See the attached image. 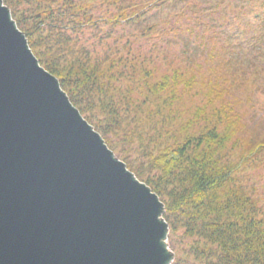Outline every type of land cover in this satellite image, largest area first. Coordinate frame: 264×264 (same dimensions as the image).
Here are the masks:
<instances>
[{
  "label": "water",
  "instance_id": "water-1",
  "mask_svg": "<svg viewBox=\"0 0 264 264\" xmlns=\"http://www.w3.org/2000/svg\"><path fill=\"white\" fill-rule=\"evenodd\" d=\"M165 212L0 0V264H172Z\"/></svg>",
  "mask_w": 264,
  "mask_h": 264
},
{
  "label": "rangeland",
  "instance_id": "rangeland-1",
  "mask_svg": "<svg viewBox=\"0 0 264 264\" xmlns=\"http://www.w3.org/2000/svg\"><path fill=\"white\" fill-rule=\"evenodd\" d=\"M76 1L81 4V0ZM85 1L91 3L89 12L99 20L109 19L119 8L127 9L128 16L135 10L140 11V19L116 29L100 24L98 29L84 27L80 32H68L71 41L63 49V55L69 61H87L89 55L91 64L100 65L105 72V77L100 79L102 91L95 93L94 109L83 117L88 116L105 127L113 119L112 113L118 112L121 115L118 119H129L130 124L124 125L125 129L139 130L134 142L128 146L129 155L124 154L127 147L122 143V132L117 137L105 136L111 141V150L118 159L126 158L134 166L142 164L147 167L148 151L157 154L166 144L183 143L189 136L197 137L209 129L215 128L223 136L229 123L227 118L217 116L222 104L229 106L234 116L242 118L244 127L230 136L225 148L216 151L214 159H219L221 164H241L242 154L250 150L248 144L264 141V66L258 67V72L254 70L253 65L258 64L260 56L258 52L254 55L252 44L258 41H249L250 37L245 38L242 34L246 24L251 22L257 28L263 21H256L252 15L235 17L239 12L236 0H221L220 11L211 7L218 0ZM27 8L23 6L21 10ZM233 17L229 26L228 20ZM207 23L213 24L214 28L208 31L205 28ZM152 25H156L155 29L148 32ZM131 34L136 36V40L130 42L131 48L127 50ZM188 41L195 43L191 42L188 47ZM206 44V55L210 51L220 55L209 63L203 60L205 53L202 54ZM224 58L232 60V65H238L237 61L243 59L241 66L247 74L235 72L228 78H207L210 66H219V59ZM198 63L202 65L201 70ZM179 68L184 73L185 83L181 80V85L175 89L173 78H170L168 87L157 88L158 82ZM192 79L197 83L186 88ZM210 81H216L221 88H228L230 94L209 104ZM202 106L206 107L204 113L196 117ZM152 173L159 174L156 171ZM233 178V185L248 190L257 199L261 198V214L264 211V154L249 163L243 162ZM193 244L194 239L185 236L184 228L178 231L173 242L170 236L168 238L170 251L174 257L180 256L184 260L182 264H204L199 263L201 259L197 260Z\"/></svg>",
  "mask_w": 264,
  "mask_h": 264
},
{
  "label": "trees",
  "instance_id": "trees-1",
  "mask_svg": "<svg viewBox=\"0 0 264 264\" xmlns=\"http://www.w3.org/2000/svg\"><path fill=\"white\" fill-rule=\"evenodd\" d=\"M4 3L11 10L19 29L26 35L41 66L59 79L62 89L83 116L92 111L96 100L95 93L102 91L100 79L105 77V72L100 65L91 64L89 55L85 57L87 61L83 62H75L78 59L69 61L63 55L64 47L71 41L68 32H80L84 27L98 29L100 24L116 29L123 24H130L137 18L140 19V11L135 10L133 15L128 16L127 9L119 8L109 19L99 20L89 12L92 10L88 9L91 3L85 0H81V4L76 0H4ZM236 3L239 12L235 17L252 15L256 21H263L257 28L250 22L243 26L245 28L242 30L245 38L250 37L249 41H258L252 44L254 55L258 52L260 56L258 64H252L258 72V67L264 66V59H261L264 58V0H236ZM221 4V0H218L211 7L220 11ZM23 6H28L27 10H21ZM233 20L234 17L228 20L229 26ZM155 27L156 25L149 26L148 32ZM205 28L210 31L214 26L207 23ZM128 40L126 49L130 50V42L136 40V36L131 34ZM191 42L188 41L186 46L190 47ZM203 48L205 52H201L205 53L203 60L206 63L219 58L220 55L212 51L206 55L207 44L203 45ZM219 60V66H210L207 78H228V75H234L235 72L247 74L244 66H241L243 59L237 61L241 67L234 63L232 65V60ZM198 67L199 70L202 69L199 63ZM183 75L181 68L176 69L158 82L157 88L168 87L170 78H173V87L178 89L181 80L185 83ZM195 83L197 80L192 79L185 87L191 88ZM208 89L209 104L223 100L225 95L231 92L228 88H221L216 81H210ZM156 92L158 93V89H155ZM221 106L217 116L227 118L229 123L223 136L214 128L197 137L189 136L183 143L166 144L157 154L148 151L147 167L142 164L134 166L126 158L121 160L139 181L149 186L164 203V219L170 227V240L173 242L182 228L186 237L194 239L193 250L195 249L197 260L201 259L199 263L264 264V216L261 217L264 211L260 214L262 200L251 196L248 190L233 185V176L239 172L243 162L249 163L257 159L258 155L264 154V141L256 144L250 142L247 146L250 150L242 154L241 164H221L219 159H214L216 151L225 148L230 136L237 132L238 128L242 130L244 127L239 115L234 116L229 106ZM202 107L197 110L196 117L204 113L206 107ZM112 114L113 119L105 127L88 116L85 119L105 138L110 149L113 146L105 136L117 137L122 132V143L127 147L124 154L129 155L128 146L134 142L139 130L125 129L124 125L126 127L130 124L128 117L120 120L118 117L121 115L118 112ZM138 138L141 139V136ZM153 171L159 174H153ZM183 261L180 256L175 257L173 264H182Z\"/></svg>",
  "mask_w": 264,
  "mask_h": 264
}]
</instances>
